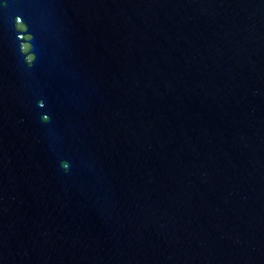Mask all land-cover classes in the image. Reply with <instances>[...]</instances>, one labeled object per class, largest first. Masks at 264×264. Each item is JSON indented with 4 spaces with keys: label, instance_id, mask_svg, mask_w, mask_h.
Masks as SVG:
<instances>
[{
    "label": "water",
    "instance_id": "water-1",
    "mask_svg": "<svg viewBox=\"0 0 264 264\" xmlns=\"http://www.w3.org/2000/svg\"><path fill=\"white\" fill-rule=\"evenodd\" d=\"M0 264H264V0H0Z\"/></svg>",
    "mask_w": 264,
    "mask_h": 264
}]
</instances>
